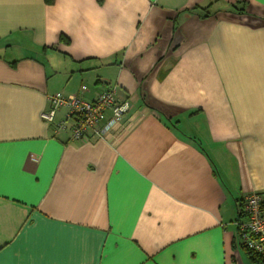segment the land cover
Instances as JSON below:
<instances>
[{
    "label": "crops",
    "instance_id": "obj_1",
    "mask_svg": "<svg viewBox=\"0 0 264 264\" xmlns=\"http://www.w3.org/2000/svg\"><path fill=\"white\" fill-rule=\"evenodd\" d=\"M111 87L132 108L106 137L42 117L50 93ZM252 192L264 0H0V264H252Z\"/></svg>",
    "mask_w": 264,
    "mask_h": 264
},
{
    "label": "built area",
    "instance_id": "obj_2",
    "mask_svg": "<svg viewBox=\"0 0 264 264\" xmlns=\"http://www.w3.org/2000/svg\"><path fill=\"white\" fill-rule=\"evenodd\" d=\"M86 89V85H82V90ZM116 92V87L106 88L94 101L82 98L79 93H50L49 106L42 117L47 125H55L58 130L69 128L73 141L90 142L92 138L106 137L125 125L132 108L130 101L119 100ZM61 110H65V114L58 118ZM240 214L237 221L239 242L264 257L263 195L258 192L247 194L241 202Z\"/></svg>",
    "mask_w": 264,
    "mask_h": 264
},
{
    "label": "trees",
    "instance_id": "obj_3",
    "mask_svg": "<svg viewBox=\"0 0 264 264\" xmlns=\"http://www.w3.org/2000/svg\"><path fill=\"white\" fill-rule=\"evenodd\" d=\"M239 4H241V3H238L236 5H233L232 6V9L234 11H237V12H244V10H245L244 9V6L240 7ZM210 6H211V4H210ZM210 6L201 7V8L200 7H197L198 8L197 11L199 12V15H202V16L209 15L210 13H209V9L208 8ZM50 127L53 128V129H55L56 131H60V130H58V129L55 128V125H50ZM62 130H68L71 133V130L69 128L68 129H62ZM71 139H72V136H71ZM239 215L241 216V214H239ZM241 246L243 247L242 244H241ZM243 248L247 251V254H248V256H249L252 264H264V257L263 256L256 255L252 251L246 249L245 247H243Z\"/></svg>",
    "mask_w": 264,
    "mask_h": 264
},
{
    "label": "rangeland",
    "instance_id": "obj_4",
    "mask_svg": "<svg viewBox=\"0 0 264 264\" xmlns=\"http://www.w3.org/2000/svg\"><path fill=\"white\" fill-rule=\"evenodd\" d=\"M210 4H211V6H210ZM214 5H215V6H218L217 3H216V1L209 2L208 4H206V6H202V7L210 6L208 9H210V10H211V13H212V11H213V9H214ZM200 8H201V7H200ZM197 9H198V8H197ZM209 13H210V11H209Z\"/></svg>",
    "mask_w": 264,
    "mask_h": 264
}]
</instances>
